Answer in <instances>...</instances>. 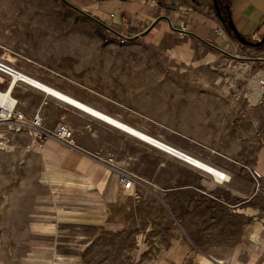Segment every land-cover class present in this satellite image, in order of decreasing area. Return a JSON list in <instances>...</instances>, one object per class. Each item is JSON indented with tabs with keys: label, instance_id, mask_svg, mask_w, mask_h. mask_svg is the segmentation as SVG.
<instances>
[{
	"label": "rangeland",
	"instance_id": "374dc122",
	"mask_svg": "<svg viewBox=\"0 0 264 264\" xmlns=\"http://www.w3.org/2000/svg\"><path fill=\"white\" fill-rule=\"evenodd\" d=\"M85 22L65 0H0V58L12 63L18 50L44 55L55 77L37 79L228 176L215 179L23 84L16 92L21 105L76 126L75 148L114 157L136 181L124 190L107 166L111 177L101 194L51 193L32 131H6L0 264H255L264 253V43L236 38L225 49L194 41L174 50L167 47L173 38L131 39L100 28L98 41ZM81 156L91 160L77 150L72 158Z\"/></svg>",
	"mask_w": 264,
	"mask_h": 264
},
{
	"label": "crops",
	"instance_id": "0c3cea01",
	"mask_svg": "<svg viewBox=\"0 0 264 264\" xmlns=\"http://www.w3.org/2000/svg\"><path fill=\"white\" fill-rule=\"evenodd\" d=\"M68 1L65 2L70 7L71 13L79 16L83 22L86 20L85 23L90 26H95V37L98 41L101 39L100 30H102V33L106 32V35H121L120 33L129 37L139 35L154 37L157 41L162 42L173 38L177 42L172 43L173 46L170 44L167 47L174 50L177 48L190 49L194 41L211 47H213L211 44L213 43L225 49H231L236 44V37L228 31L227 22L221 18L222 3L231 14L233 23L242 35L253 40L264 36V0H221V15L217 11L214 0ZM85 12L99 18L103 23L94 20ZM222 25L225 26L226 32L216 37L215 30ZM148 27L150 29L143 34V31ZM20 48L22 49V47ZM210 55H212L211 52L202 57L209 59ZM12 56V65L35 76V78L45 80L43 77H55L44 55H39V57L33 52L18 50L13 52ZM1 73L4 75V80H0V87H6L9 85L10 76L4 72ZM21 85L23 84H17L13 88L14 94L19 99V107L26 113H33L37 110L34 106H30L26 102L23 105L20 104V98L16 92ZM45 115L49 118L47 114ZM60 120L62 119L49 123L56 125ZM75 127L73 126L74 129ZM75 150L81 155L90 156L88 151L79 150L53 137L44 139L40 145L45 163V177L51 193H59L61 196L65 194L68 197L103 193L111 177V171L107 168L104 159L90 156L91 160L88 164L81 166L83 156L72 158ZM255 264H264V253Z\"/></svg>",
	"mask_w": 264,
	"mask_h": 264
},
{
	"label": "built area",
	"instance_id": "2783aa9c",
	"mask_svg": "<svg viewBox=\"0 0 264 264\" xmlns=\"http://www.w3.org/2000/svg\"><path fill=\"white\" fill-rule=\"evenodd\" d=\"M225 32L226 28L222 25L215 30L214 34L219 37ZM0 71L10 76L9 85L0 87V137H4L5 132L8 130H30L39 146L44 139L53 137L74 147L76 145L75 129L68 122L60 120L56 125H51L41 108H38L32 115H28L19 107V99L14 94L13 89H11V85L29 84L23 77H18V79L14 77L15 74L20 75L25 71L12 65L4 58H0ZM261 87L262 90H260L259 97L264 95V79L261 81ZM104 161L111 171L117 173V180L124 190L134 188L136 179L131 171L121 168L112 156ZM225 173L223 172L221 179L227 178Z\"/></svg>",
	"mask_w": 264,
	"mask_h": 264
},
{
	"label": "bare ground",
	"instance_id": "6f19581e",
	"mask_svg": "<svg viewBox=\"0 0 264 264\" xmlns=\"http://www.w3.org/2000/svg\"><path fill=\"white\" fill-rule=\"evenodd\" d=\"M14 77L16 79H18V77H23L26 79V81L29 82V84H31V86L35 87L36 89H38L39 91H42L44 93H46L47 95H50L51 97H54L55 99H58L72 107H74L75 109L80 110L81 112L92 116L98 120H101L117 129H120L124 132H126L127 134L134 136V138H138L172 156L178 157L184 161H186L187 163L193 165L194 167L203 170L204 172H206V174L208 173L209 175L213 176L215 179L220 180L221 176H223V170L218 169L217 167L211 165L209 162L196 157L194 155H192L191 153L187 152L186 150L177 147L165 140H163L162 138L156 137L150 133H148L147 131H144L128 122H126L125 120L121 119L120 117L110 114L109 112L100 109L98 107H96L95 105L83 101L81 99H79L78 97H76L75 95L67 92V91H63L61 89H58L48 83H45L44 81H41L35 77H32L26 73H21L19 74H15ZM0 80H4L3 76L0 75ZM15 86V84L11 85V89H13V87ZM88 164L87 160H82L81 162V166H86ZM225 176L227 177L228 175L225 174ZM220 262V261H219Z\"/></svg>",
	"mask_w": 264,
	"mask_h": 264
},
{
	"label": "water",
	"instance_id": "95a60500",
	"mask_svg": "<svg viewBox=\"0 0 264 264\" xmlns=\"http://www.w3.org/2000/svg\"><path fill=\"white\" fill-rule=\"evenodd\" d=\"M65 1H68V0H65ZM68 2H69V1H68ZM214 2H215V5H216V8H217L218 13L221 15V10H220V2H221V0H214ZM85 13H86L88 16L92 17L94 20H96V21H98V22H100V23H103L99 18H97V17L91 15L90 13H87V12H85ZM221 18H222L223 21H225L224 18L222 17V15H221ZM227 25L230 26V28H231V30L234 32L236 38H237L239 41L243 42V43L251 44V45H254V46H260V45H262V44L264 43V36L261 37L260 39L253 40V39L247 38V37H245L244 35H242V34L239 32V30L237 29V27L235 26V24L233 23V21H231V20L228 21V22H227ZM149 29H150V27H148V29H146L145 31H143V34H145ZM120 34H121L123 37L131 38V39L136 38V37L139 36V35H134V36H130V37H129V36L123 35L122 33H120ZM211 44H212V43H211ZM220 49H221L223 52H227L225 49H222V48H220ZM229 54H230V53H229Z\"/></svg>",
	"mask_w": 264,
	"mask_h": 264
},
{
	"label": "trees",
	"instance_id": "16d2710c",
	"mask_svg": "<svg viewBox=\"0 0 264 264\" xmlns=\"http://www.w3.org/2000/svg\"><path fill=\"white\" fill-rule=\"evenodd\" d=\"M224 4L222 3V8L221 9H223V12H222V17L224 18V20H225V22H228V21H232V16H231V14L229 13V11H227L225 8H224ZM227 29H228V31L234 36V37H236L235 36V34H234V32L231 30V28H230V26H227Z\"/></svg>",
	"mask_w": 264,
	"mask_h": 264
}]
</instances>
